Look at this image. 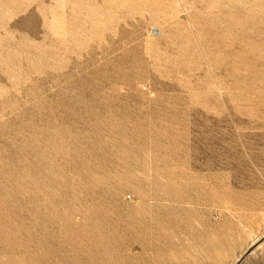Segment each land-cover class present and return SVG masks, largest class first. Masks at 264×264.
<instances>
[{
	"label": "rangeland",
	"instance_id": "374dc122",
	"mask_svg": "<svg viewBox=\"0 0 264 264\" xmlns=\"http://www.w3.org/2000/svg\"><path fill=\"white\" fill-rule=\"evenodd\" d=\"M0 264H264V0H0Z\"/></svg>",
	"mask_w": 264,
	"mask_h": 264
}]
</instances>
